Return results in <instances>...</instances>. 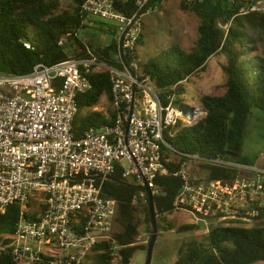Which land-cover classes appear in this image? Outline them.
<instances>
[{"label": "built area", "instance_id": "1", "mask_svg": "<svg viewBox=\"0 0 264 264\" xmlns=\"http://www.w3.org/2000/svg\"><path fill=\"white\" fill-rule=\"evenodd\" d=\"M118 1L85 0L81 8L92 20L116 25L119 67L89 51L85 58L40 63L28 74L0 75V220L10 206L20 207L14 234L0 235V255L10 253L18 264H82L98 243H114L118 203L103 197L102 188L115 166L122 167L124 180L143 188L139 199L148 202L144 188L158 194L156 179L167 172L163 146L171 147L165 131L172 136L178 123L187 127L199 121L198 110L177 103V85L160 90L142 72V14L120 12ZM134 1L143 10L151 0ZM256 9L253 5L249 10ZM70 36L65 34L58 45ZM23 45L32 49L28 41ZM125 55L132 57L128 65ZM95 72H108L111 79V95L102 96L110 123L75 138L77 98L91 89ZM193 162L235 169L239 176L232 181L202 179L192 173ZM176 176L182 187L175 210L191 214L207 233L212 219L250 222L264 211V169L193 155Z\"/></svg>", "mask_w": 264, "mask_h": 264}, {"label": "trees", "instance_id": "2", "mask_svg": "<svg viewBox=\"0 0 264 264\" xmlns=\"http://www.w3.org/2000/svg\"><path fill=\"white\" fill-rule=\"evenodd\" d=\"M85 0H74L69 9L60 10L61 0H0V75H24L33 71L40 63L52 66L70 58H85L89 51L114 67L121 63L113 58L118 54V43L102 48H93L78 38L79 30L86 22H93L82 11ZM167 0H151L139 10L134 0H119L116 9L133 15L144 14ZM264 0H191L183 1L185 10L195 13L201 20L196 45L186 51L174 45L160 51L155 57L141 61L145 75L150 76L155 86L164 90L177 85V103H183L185 80L203 72L208 60L218 53L225 54L227 74L225 92L222 95H204L201 103L205 117L192 126L178 123L176 133L165 131L164 139L171 147L163 146V164L166 173L156 179L158 194L153 195L157 215L158 234L172 230L163 226L165 216L173 213L174 201L182 180L176 176L187 156L202 159H224L238 164L254 166V161L242 155L245 137L253 110L264 114V12L250 11V7ZM244 9L246 13H242ZM67 33L71 36L63 46L58 42ZM28 41L32 49L24 47ZM143 44L141 35L138 46ZM132 57L125 55L123 63L128 65ZM92 87L77 98L79 112L73 124L75 138H81L92 128L109 124L104 112L92 109L101 105L104 94L112 92L108 72L91 75ZM90 111L82 115V111ZM111 113V112H110ZM179 160L171 159V155ZM236 154L237 156L233 155ZM207 180L232 181L239 176L235 169H227L200 163ZM123 169L115 166L110 179L104 183L102 196L117 201V217L113 241L98 243L93 249L95 264H131L137 250H147L148 245H138L139 235L136 221L138 206L145 212L148 231L152 234L149 203L139 199L142 187L122 178ZM20 215L18 205L10 206L1 216L0 235H12ZM251 228L238 226H212L205 242L190 241L178 250L173 264H254L264 262V211L256 218ZM85 222V218L82 219ZM82 223V224H83ZM197 225L178 228L179 233L199 229ZM117 247V251L113 248ZM116 254V255H113ZM90 255L87 256L89 258ZM0 264H18L10 253L0 255ZM47 264V263H42Z\"/></svg>", "mask_w": 264, "mask_h": 264}, {"label": "rangeland", "instance_id": "3", "mask_svg": "<svg viewBox=\"0 0 264 264\" xmlns=\"http://www.w3.org/2000/svg\"><path fill=\"white\" fill-rule=\"evenodd\" d=\"M183 1L190 0H167L150 12L142 14L140 20L142 24L143 44L138 47L140 60L146 61L155 57L160 51L180 45L186 51H190L199 38L198 28L201 24L200 18L193 12L183 8ZM74 0H61L60 12L69 9ZM257 11L264 12V1L256 3ZM78 38L85 44H90L93 48H102L111 44L116 39V25L109 21L94 19L93 22H86V27L79 30ZM117 61L116 58H113ZM227 63L225 54L218 53L208 60L205 71L197 73L183 83L185 92L183 93V105L185 109L198 110L199 120L205 117V111L201 103L204 95H222L225 92L227 74L224 66ZM100 110L105 113L109 107L102 104ZM90 111L84 109L82 115H87ZM242 155L254 161L255 167L264 169V114L259 110H253L250 124L245 137ZM171 159L178 161L179 156L171 155ZM200 163L193 162L192 173L198 177L206 176V172ZM136 221L139 235L136 239L138 245H149L151 233L148 231V224L145 212L138 206L136 211ZM158 218V217H157ZM235 224L238 227L251 228L256 219L250 222L241 220H229L220 222L212 219L209 228L212 226H226L227 223ZM163 226L171 225L172 230L159 232L154 247L153 259L151 264H173L178 258L179 248L186 242L197 241L205 242L207 230L203 227L179 233L178 228L185 225H197L195 218L184 211H174L165 216ZM205 226L204 224H201ZM198 226V225H197ZM200 227V226H199ZM117 231V225L113 227V232ZM93 254L82 264H95L92 260ZM147 250H137L131 259V264H146ZM114 260L113 264H117ZM23 264V263H20ZM254 264H264L257 262Z\"/></svg>", "mask_w": 264, "mask_h": 264}, {"label": "water", "instance_id": "4", "mask_svg": "<svg viewBox=\"0 0 264 264\" xmlns=\"http://www.w3.org/2000/svg\"><path fill=\"white\" fill-rule=\"evenodd\" d=\"M235 156H237L236 154H233ZM144 190L147 193V197H148V203H149V214H150V219H151V226L153 229L152 235H151V239L147 248V261L146 264H151L152 263V259H153V252H154V247H155V243L157 240V235H158V225H157V215L155 212V205H154V198H153V193L152 191L148 188V186L146 185V187L144 188Z\"/></svg>", "mask_w": 264, "mask_h": 264}, {"label": "crops", "instance_id": "5", "mask_svg": "<svg viewBox=\"0 0 264 264\" xmlns=\"http://www.w3.org/2000/svg\"><path fill=\"white\" fill-rule=\"evenodd\" d=\"M115 40H116V39H115ZM116 42H117V40H116ZM107 46H108V45H107ZM118 51H119V47H118ZM116 56H117V55H116ZM116 56H115V58H116V60H117V57H116ZM141 61H142V60H141ZM102 104H103V103H102V99H101V105H102ZM101 105H100V106H101ZM100 106H99V107H100ZM99 107H96V108H94V109H92V110H93V111H95V110H100ZM102 112H103V111H102ZM107 112L110 113V108H109L108 110L105 111V113H104L105 116H106V113H107ZM114 224H115V222H114Z\"/></svg>", "mask_w": 264, "mask_h": 264}]
</instances>
